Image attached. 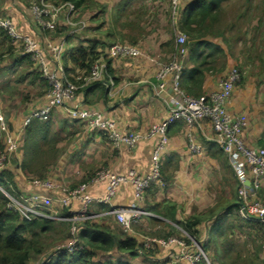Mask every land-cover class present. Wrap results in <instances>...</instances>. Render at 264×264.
<instances>
[{
    "label": "crops",
    "instance_id": "1",
    "mask_svg": "<svg viewBox=\"0 0 264 264\" xmlns=\"http://www.w3.org/2000/svg\"><path fill=\"white\" fill-rule=\"evenodd\" d=\"M55 1L63 2L62 0ZM254 1L249 0L250 7H248L247 0L243 5V30L244 33L246 32L243 41V81L236 88L228 109L233 113L246 114L248 125L244 131L245 140L250 146L264 148V13L257 12L259 6ZM141 4L147 6L149 12L147 17L150 21L149 16L157 9L154 0H84V5L77 9L76 18L85 20L86 29L88 28L92 34L96 33L97 36L92 38L90 35H81V32L69 34V27L59 24L50 37L56 43H64L68 52L75 51L81 46L89 48L93 42H98V50L105 53L111 45L121 40L129 43L125 44L141 49L143 56L113 60L112 72L109 74L111 79L107 77L102 85L87 90L81 89L72 105L99 110L106 117L113 119L122 131H137L148 137L134 148L117 147L107 135L90 129L78 120L68 119L65 110L57 108L53 111L50 122L51 135L59 139L52 148L54 152L50 165L26 174L45 173L58 163L61 156L59 145L63 142V137L67 135L82 140L75 149L76 154L81 155L80 157L77 155V162L84 166V169L93 170L97 167H105L119 174H125L133 169L140 175L150 174L156 138L149 134L152 126L161 123L169 116L167 101L173 94L168 89V92L163 95H157L160 83L157 77L158 65L156 57H151V54L167 57L173 49L174 42L171 43L173 35L169 29L157 32L150 27L144 28L145 23H141L138 17L140 11L135 9L136 5ZM253 4L256 6L251 9ZM0 15L10 17L22 31L35 38L43 34L41 28L34 22L29 9V0H0ZM167 21H165L166 26H168ZM105 22H107V28L103 29L102 25ZM174 40L176 48V38ZM210 40L224 48L225 52L224 55H219L216 70L206 73L202 93L208 95L217 89L220 78L226 75L234 64L230 60L233 55L227 51L221 39ZM27 56L29 57L22 51L16 52L8 37L0 30V84H5L4 82L9 78L11 79L9 85L13 84V78L17 83H24L31 78L30 85L34 86L31 99L25 105L19 104L22 109L16 111L15 107H7L6 110L9 128L12 132L19 134L21 148L26 138L25 127L27 125L25 126L24 122L34 110L45 105L51 88L47 80H42L38 74L33 72L34 69ZM220 57L223 63H220ZM181 63L183 71L193 66L187 56L181 57ZM171 80L172 76H168V87ZM186 131L182 120L175 121L169 127V140L161 165L164 186L154 184L156 188H150L145 197L149 209L155 216L143 218L141 226H135L132 231L127 232L129 234L115 227L116 225L121 226L115 217H113L114 224L108 222V219L101 220L97 222L98 224L119 237L130 235L138 238L139 234H146L158 238L174 235L179 239H184L190 235L182 227V222L189 217H202L203 223L199 229L204 237L207 236V228L213 223L211 219H208L209 217L204 219L206 213L209 214L212 211L216 216H220L222 213L230 212V208L238 204L239 177L250 176V169L245 160L239 158L241 168L236 172L227 156L213 141L214 130L208 122L203 125V128L194 130L197 141L204 149V154L203 156L193 155L189 151ZM23 157L24 152L21 149L17 156L19 165ZM8 167L15 172V183L21 193L36 191L48 193L57 204V194L44 191L36 186L18 165L9 164ZM88 193L96 197H104L107 193V186L104 183L90 185ZM134 204L133 187L124 185L118 189L110 205L93 206L92 212L99 213L103 208L106 210L127 209L133 207ZM64 212L67 210L62 212L63 215ZM235 213L238 214V209L232 211V214ZM57 236L58 234L54 232L42 235L41 246L46 249L50 246H63L70 240L65 235L60 238ZM48 237L55 238L49 240ZM155 249H158L154 252L155 254L149 252L145 255L146 257L142 255L130 260L131 263L137 264L140 259H148L153 264H188L184 260H179L180 248L177 245L169 248L157 246ZM97 252L94 260L102 262H128L129 260L126 254L116 250ZM36 258H39V254L32 253L30 264Z\"/></svg>",
    "mask_w": 264,
    "mask_h": 264
},
{
    "label": "built area",
    "instance_id": "2",
    "mask_svg": "<svg viewBox=\"0 0 264 264\" xmlns=\"http://www.w3.org/2000/svg\"><path fill=\"white\" fill-rule=\"evenodd\" d=\"M170 1H172L173 10L179 12L183 5L182 0ZM29 9L35 24L43 32L39 38L26 34L10 17L0 15V28L7 32L18 50L29 55L33 65L39 69L51 86L45 105L34 110L25 120L24 125H28L34 119L48 121L55 109L63 108L68 119L78 120L85 123L90 129L107 135L117 147L134 148L145 140L148 135L145 136L137 131H122L113 119L106 117L99 110L84 109L72 105L82 88L97 82H104L107 77L110 78L108 59L143 56L141 49L133 45L115 43L93 64L88 75H78L73 80L68 75L64 64L67 52L65 44L56 43L49 34L59 24L68 26L69 34L80 33L86 29L87 22L76 18L77 7L69 1L54 3L51 0H29ZM186 41L187 37L180 32L176 38L175 53L180 59H172L169 62L156 60L158 65L157 77L160 81L157 95H163L168 92V89L173 94L167 101L169 116L161 123L152 126L149 134L156 138L150 174L140 175L133 169L125 174H119L103 167L97 170L86 182L75 187L58 186L49 180L45 182L33 180L36 186L57 194V204L48 193L36 191L14 194L0 186V190L9 199L10 208L16 210L23 219L31 221L40 217L70 223L71 239L67 244L53 250V254L47 259L58 253L73 254L82 249L83 246L78 238V233L85 221L113 216L121 224L124 231L130 232L133 230L134 223L140 222L145 217L155 216L152 211L146 210L143 204L146 192L153 184L164 186L161 165L164 150L169 140V127L177 120H182L186 126L191 154L203 156L204 149L197 141L194 130L203 128V125L208 122L214 130L213 141L227 156L230 165L236 172L241 168L239 158L245 160L250 169V176L239 177L238 214L246 222L260 223L264 233V148L250 146L245 140L244 131L248 125L246 114L233 113L228 109L236 88L242 82V72L239 68L232 67L226 75L220 78L217 89L210 95L203 94L199 97L187 95L181 89L183 71L181 57L187 56ZM168 76H172L169 87ZM0 133L5 134L6 145L4 150L0 149L1 172L9 164L14 165L13 162L21 149L20 136L9 130L5 114L1 108ZM100 183L107 186V193L104 197H96L88 193L90 185ZM124 185L132 186L134 189L135 204L133 207L127 209L111 208L99 213L92 212L93 206L110 205L118 189ZM57 209H66L69 215L65 216ZM188 237L190 242L176 236L166 238L145 236L141 243L145 250H153L157 246L169 248L172 245H177L180 248L179 260H184L188 264H198L200 260L204 259L207 264H216L209 259L200 242L191 236ZM39 264H46V260Z\"/></svg>",
    "mask_w": 264,
    "mask_h": 264
},
{
    "label": "trees",
    "instance_id": "3",
    "mask_svg": "<svg viewBox=\"0 0 264 264\" xmlns=\"http://www.w3.org/2000/svg\"><path fill=\"white\" fill-rule=\"evenodd\" d=\"M51 1L58 3L55 0ZM62 1L74 3L77 9L84 5V0ZM229 1L230 0H182L183 5L179 10L181 19H179L180 24L178 29L187 37L185 44L187 57L190 62L193 63L192 68L182 71L181 89L187 95L199 97L204 94L202 93V87L206 73L216 70L219 55H224V48L215 44L210 39H221L227 46L228 39L226 35L228 29L220 28V26L216 28V26L223 23ZM247 1L249 2V0ZM251 1L253 0H250V2ZM0 30L8 37L12 47H14L7 32L1 28ZM47 33L49 34L50 32ZM174 39V37L171 39V43L173 44L174 42L173 49L170 53L172 55L176 53ZM97 45L98 42H93L89 48L81 46L75 51L66 52L64 64L68 75H70L73 80H75V77L78 75H88L93 64L104 54L103 51L98 50ZM28 58L32 64L34 73L38 74L42 80H46L39 69L33 65L30 57ZM107 63L108 71L111 74L113 59H108ZM46 82L48 83V81ZM102 84V82L90 84L82 88V90H87ZM25 132L26 138L21 148L24 152V157L22 163L19 165L20 170H22L23 173H30L36 171L38 167L44 168L49 166L54 152L52 148H54V143L59 139L51 135L50 120L41 121L34 119L25 127ZM5 148L4 137L0 134V149L4 150ZM44 176L45 174L41 173L38 174L37 177L43 179ZM14 183L15 172L9 167L3 169L0 172V186L5 190L12 191L14 194H19L20 191L17 187L15 189ZM150 188L153 189L156 187L153 184ZM148 190L146 194H148ZM144 208L152 211L148 207L146 198ZM230 209V212L222 213L220 216H216L212 211H210V213L213 216L210 213L204 215V219L209 217L208 219L213 221L212 225L207 229V236L204 237V234H201L199 229L203 223L202 217H189L181 224L192 238L201 243L204 252L210 260L212 259L211 255H209V251L212 249L211 254L218 263L215 260L212 261L216 264H226L222 256L226 251L235 249L233 236L238 231L240 232L242 229L244 231V228H246L252 230L255 236L259 234V237L264 239V233L260 223L246 222L242 220L237 213L232 214L233 210L238 209V204L232 206ZM65 210L66 209H63L61 213ZM102 211L108 210L103 208ZM102 211L100 210V212ZM64 215L68 216V211L64 212ZM227 219L233 220L226 224ZM97 222L99 221L88 220L82 223L78 233V238L83 246L82 249H79L73 254L63 252L56 257H50L46 264H133L131 263L132 260L142 255L145 256L151 252V250H145L142 243L139 242L136 237L130 235L125 237L116 236L114 232L103 228ZM68 226H70V224L67 222H59L47 218L38 217L31 221L23 219L16 210L10 208L9 199L0 190V264H30L29 261L32 253H38L39 257H41L48 252V248L46 249L41 246L42 235H48L51 232H62L63 235L71 239ZM213 234H216L215 243L212 238ZM219 235L221 239L218 238ZM184 239L187 242L191 241L188 237H184ZM112 250L126 254L129 258L128 262H102L100 260H94V257L98 253L97 251L109 252ZM258 255L259 249L254 253V257L257 258ZM198 264L207 263L202 259Z\"/></svg>",
    "mask_w": 264,
    "mask_h": 264
},
{
    "label": "rangeland",
    "instance_id": "4",
    "mask_svg": "<svg viewBox=\"0 0 264 264\" xmlns=\"http://www.w3.org/2000/svg\"><path fill=\"white\" fill-rule=\"evenodd\" d=\"M244 1L246 0H230L227 5V12L225 14V19L223 23L221 25L216 26V28L220 26V28L228 29V32L226 35L228 42H227V46L225 44L224 46L227 48V51L233 55V57L230 58L232 63H234L232 66L237 67L240 70H242L241 71L242 73L244 71L243 41H244V36L246 34V32L244 33V30H243L244 28L243 27L244 26V15H243ZM154 2L156 4L157 9L154 13H151V15L149 16L150 21H149V18L147 17L149 12L147 10L146 5L141 4V5H136L137 7H135L137 11H140V13H138V17L140 18L141 23L142 22L145 23L144 28L150 27L152 29H155L157 32L161 30L166 31L167 29H169L173 37L177 38V35L180 34V31L178 29V26L180 24L179 23L180 21L178 22V20L180 19V15L178 11L175 12L173 10L172 1L154 0ZM254 2L255 4H258L257 6H259V8L257 9V12L264 13V0H255ZM255 6L256 5L253 4L251 6L252 7L251 9L255 8ZM248 7H250L249 2H248ZM165 21L168 22L167 24L168 26L165 25L166 24ZM109 22H111L110 19H109ZM106 24L107 22H105V24L102 25L103 29L107 28ZM122 24H123V21H122ZM81 33H82L81 35H90L92 38L97 36L96 33L95 34L90 33L88 28L83 30ZM104 34L106 33L104 32ZM157 39H160V38L157 37ZM115 43L125 44L128 42L126 41L123 42L121 40V42H115ZM14 47L16 49V52L19 53L21 51V50H18L16 46ZM151 57H154V58L156 57L155 59L159 62H169L172 59H180L179 56H176L175 54L174 55L170 54L167 57H160V56H155L151 54ZM221 58L222 57H220V63H223ZM18 75L16 76V78L18 77ZM9 80L11 79L9 78L8 80H6L4 82L5 84L3 83L0 84V108L4 112L5 117H6V110L8 109L7 107H11V108L15 107L16 111H19L18 109H22L21 105L22 104L25 105L31 99L32 97L31 92H33V87H34L30 85L31 80H32L31 78L30 80L25 81L24 83H17L15 78H13L12 80H14V82L12 85H9L11 83V82L9 83ZM6 121H7V118H6ZM7 125L9 128L8 121H7ZM0 134L2 137L5 138L4 133H0ZM81 141L82 140L79 139L78 137L73 138L69 135L64 136L63 142L59 145L60 151H61L59 162L54 164L51 169L47 170L44 173L45 176L43 179L37 177L38 173H33V174L28 175L26 174V172H24V174L27 176V178H30L31 180H39L43 182L49 180V182H54L56 185L63 186V187H75L79 184L86 182L91 176H93V174L97 170L103 167H97L96 169L89 170V169H84V166L79 165V162H77V155L79 157L81 155L76 154L75 148L80 144ZM13 163L15 164V166L17 165L19 166V160L17 158H15V161ZM37 169H39V167ZM13 185L15 189L16 187L18 189V185L16 183H14ZM6 191L8 190L6 189ZM8 192L12 193V191L11 192L8 191ZM57 210H59L60 212L62 211L61 209H57ZM95 220L97 221L107 220L108 222L112 224L115 223V221L113 220V216H105V217H102L100 219H95ZM232 220L233 219H227L226 224H228ZM59 222H66V221H59ZM142 222H143V219L138 223H134L133 229L135 228V226H141L140 224H142ZM115 227L119 229H123V227L120 225H116ZM68 229H69V233L71 234V225L68 226ZM57 234H58L57 236L58 238H60L61 236L63 237L62 232H58ZM145 236L152 237V235L139 234L137 239L139 240V242H142L143 237ZM49 237H48L49 240L55 238V237L53 238H49ZM215 237H216V234H213L212 238H213L214 243L216 242ZM218 238L221 239L220 235L218 236ZM233 239H234L233 241L235 244L234 245L235 249L232 251H226L222 256L226 264H252V263L264 264V239L262 237H259V234L258 236H255L252 230L244 228V231L243 229L240 232L238 231L233 236ZM59 246L60 245H58L57 247L55 246L48 247L47 254H45V256L36 258L32 262V264H39L41 261H45V260L47 262L49 260V258L47 259V257L52 255L53 250L57 249ZM258 249H259V255L257 258H255L254 253L257 252ZM156 251H158V249L154 248L153 250H151L150 253L155 254L154 252ZM211 252H212V249L209 251V255H211V259L214 261L215 258L213 257ZM137 264H153V263L148 259H145V260L140 259L139 261H137Z\"/></svg>",
    "mask_w": 264,
    "mask_h": 264
}]
</instances>
